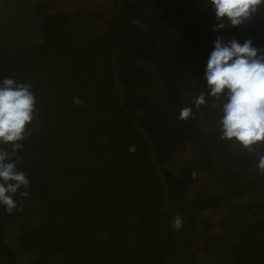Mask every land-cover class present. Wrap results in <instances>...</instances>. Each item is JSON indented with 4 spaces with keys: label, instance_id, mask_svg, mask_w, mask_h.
Wrapping results in <instances>:
<instances>
[{
    "label": "trees",
    "instance_id": "obj_1",
    "mask_svg": "<svg viewBox=\"0 0 264 264\" xmlns=\"http://www.w3.org/2000/svg\"><path fill=\"white\" fill-rule=\"evenodd\" d=\"M74 1L0 0V80L37 106L0 264H264V145L221 139L223 98L194 104L217 36L264 49V6L215 32L208 0Z\"/></svg>",
    "mask_w": 264,
    "mask_h": 264
},
{
    "label": "clouds",
    "instance_id": "obj_2",
    "mask_svg": "<svg viewBox=\"0 0 264 264\" xmlns=\"http://www.w3.org/2000/svg\"><path fill=\"white\" fill-rule=\"evenodd\" d=\"M208 3L217 21L215 32L241 26L264 6V0H208ZM203 78L206 90L195 97L194 104L196 108L206 105V94L216 100L223 98L218 120L221 139L235 142L248 152L264 145V49L254 47L250 39L241 44L236 39L225 42L217 36ZM73 103L79 106L82 101L74 97ZM36 110V96L30 83L11 77L0 80V206L8 214L23 210L22 201L18 203L15 199L18 192L22 198L29 196L30 180L18 169L21 162L18 153L28 139V127L36 118ZM179 119H194L193 108H181ZM128 150L134 152L135 146ZM256 167L264 175V154L259 156ZM182 225L177 214L173 227L179 230Z\"/></svg>",
    "mask_w": 264,
    "mask_h": 264
},
{
    "label": "rangeland",
    "instance_id": "obj_3",
    "mask_svg": "<svg viewBox=\"0 0 264 264\" xmlns=\"http://www.w3.org/2000/svg\"><path fill=\"white\" fill-rule=\"evenodd\" d=\"M75 5H76V2L74 0H64L63 3L59 2V4H56L54 8H55V11H64L65 12V11L70 10L71 8L75 7ZM251 214L254 215L255 213H251ZM253 217H255V216H253ZM249 219H251V217ZM216 227H217V225H216ZM217 228H214V230L217 231Z\"/></svg>",
    "mask_w": 264,
    "mask_h": 264
}]
</instances>
